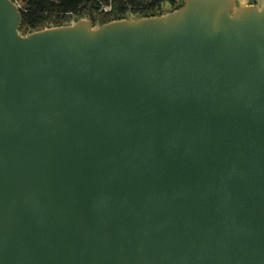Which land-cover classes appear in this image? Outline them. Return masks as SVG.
Here are the masks:
<instances>
[{"label": "water", "instance_id": "water-1", "mask_svg": "<svg viewBox=\"0 0 264 264\" xmlns=\"http://www.w3.org/2000/svg\"><path fill=\"white\" fill-rule=\"evenodd\" d=\"M94 21L0 0V264H264V6Z\"/></svg>", "mask_w": 264, "mask_h": 264}, {"label": "trees", "instance_id": "trees-1", "mask_svg": "<svg viewBox=\"0 0 264 264\" xmlns=\"http://www.w3.org/2000/svg\"><path fill=\"white\" fill-rule=\"evenodd\" d=\"M18 1V0H14ZM19 6L22 15L20 31L29 33L43 28L42 24L56 15L61 18L65 13L78 9H87L89 14L98 10L101 5L110 6V17H103L101 23L113 19L129 18L133 16L145 17L160 15L157 12L163 1L166 0H20ZM258 0H251L256 3Z\"/></svg>", "mask_w": 264, "mask_h": 264}, {"label": "rangeland", "instance_id": "rangeland-1", "mask_svg": "<svg viewBox=\"0 0 264 264\" xmlns=\"http://www.w3.org/2000/svg\"><path fill=\"white\" fill-rule=\"evenodd\" d=\"M18 6L22 4L20 0L15 1ZM239 5L244 4H251V0H237ZM184 3V0H166L163 1L160 5V8L157 10V12H161L162 14L172 11L178 7H180ZM258 6L262 7L264 6V0H258L256 3ZM110 7L106 5H101L98 10H94L92 13L95 17V24L100 25L102 24L101 21L104 19L103 17H110ZM89 17V10L87 9H78L76 11L65 13L61 18H56V15L51 17L50 19L46 20L42 26L45 27H51V26H57V25H64V24H72L76 22L77 20L81 18H88ZM130 19H134L133 16L129 17ZM137 18V17H135ZM21 33L26 34L24 31H21ZM28 33V32H27Z\"/></svg>", "mask_w": 264, "mask_h": 264}, {"label": "built area", "instance_id": "built-area-1", "mask_svg": "<svg viewBox=\"0 0 264 264\" xmlns=\"http://www.w3.org/2000/svg\"><path fill=\"white\" fill-rule=\"evenodd\" d=\"M110 7V6H109Z\"/></svg>", "mask_w": 264, "mask_h": 264}]
</instances>
